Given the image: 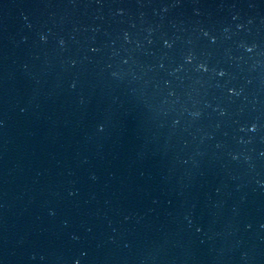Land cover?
<instances>
[{
	"label": "water",
	"instance_id": "95a60500",
	"mask_svg": "<svg viewBox=\"0 0 264 264\" xmlns=\"http://www.w3.org/2000/svg\"><path fill=\"white\" fill-rule=\"evenodd\" d=\"M77 261L264 264V0H0V264Z\"/></svg>",
	"mask_w": 264,
	"mask_h": 264
},
{
	"label": "snow or ice",
	"instance_id": "6c2138e0",
	"mask_svg": "<svg viewBox=\"0 0 264 264\" xmlns=\"http://www.w3.org/2000/svg\"><path fill=\"white\" fill-rule=\"evenodd\" d=\"M165 43H167V41H165ZM202 67H203V65H202ZM205 70H207V69L205 68ZM220 74H221V75H223V72H221ZM229 91L231 92V91H232V89H231V88H229ZM253 127H254V126H253ZM76 264H79V261H77V262H76Z\"/></svg>",
	"mask_w": 264,
	"mask_h": 264
}]
</instances>
